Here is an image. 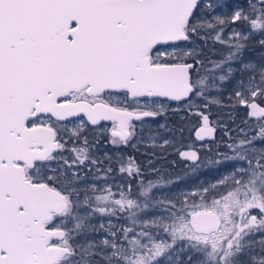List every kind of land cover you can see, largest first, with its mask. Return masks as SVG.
<instances>
[{"label": "snow or ice", "instance_id": "snow-or-ice-1", "mask_svg": "<svg viewBox=\"0 0 264 264\" xmlns=\"http://www.w3.org/2000/svg\"><path fill=\"white\" fill-rule=\"evenodd\" d=\"M204 7L202 0H0V264H175L184 252L199 254L196 264H264V59H242L251 36L258 34L264 48V0H245L214 21L202 19ZM236 22L243 31L234 30L228 41L215 37L230 50L215 64L223 74L214 79L241 72L236 103L256 123L251 135L226 145L231 155L218 152L207 161L231 163V171L162 199L155 191L160 182L140 180L138 193L131 185L113 192L88 182L87 166L102 161L82 136L83 120L71 129L83 147L64 157L63 122L71 117L83 114L92 125L112 121L111 143L127 145L133 120L165 110L158 98L207 101L215 83L199 75L203 61L181 43L201 29L223 32ZM196 115L203 122L196 137L213 136L209 116ZM179 155L200 161L196 150ZM120 163L121 174L142 176L134 158ZM112 171L103 169L106 185ZM121 213L131 226L118 229L109 221L108 228L99 226L108 235L88 238L97 231L93 215Z\"/></svg>", "mask_w": 264, "mask_h": 264}, {"label": "trees", "instance_id": "trees-1", "mask_svg": "<svg viewBox=\"0 0 264 264\" xmlns=\"http://www.w3.org/2000/svg\"><path fill=\"white\" fill-rule=\"evenodd\" d=\"M205 5L202 19L204 21H214L215 16L231 15L235 6L239 4L245 6V0H202ZM211 3L213 7L208 9L207 4ZM239 22L224 27L223 32L219 29L213 30L209 28L201 29L198 35H194L191 41L182 42L181 47L185 51H195L196 60L203 61V65H197L200 76H207L209 84L215 83V86L209 87L205 92L208 97L206 101L202 97H196L191 100L172 101L166 98H158L157 103H162L165 110L154 117H141L140 120H133L135 129L127 145H113L111 136L108 130L109 122H101L98 125L88 123L84 118L82 136L87 137L89 142L90 152L93 158L102 161L99 165H88L87 172L88 182L96 183L99 187L111 186L113 192L117 191V186L127 189L131 185V191L138 193L140 180L145 183L148 181L161 182L163 186L156 191L158 198L171 197L180 192L190 191L197 188L199 185L209 186L214 183L220 176L227 174L232 170V164L226 163L222 165L208 164L209 159L217 158V153L227 152L232 153L226 145L234 140L242 138L245 133L251 135L250 127H254L255 118L247 116V109L243 105H238L235 99V91L242 78L241 72L237 71L233 76L224 82H219L214 79L223 74L219 70H215V64L225 60L229 54V44L221 43L216 40L217 34L222 36L225 41L231 37L232 30L243 31V28H237ZM257 35L249 38V49L245 50L242 59L244 62L254 61L260 62L264 59V48L258 44ZM188 63H196L189 58ZM234 68H242L239 61L232 62ZM227 67V65H226ZM245 84L247 83L246 76L243 77ZM211 101H217L212 103ZM208 103V108L203 105ZM203 111L209 116V124L215 128V133L212 137L198 141L195 136V130L202 126L201 118L196 113ZM77 119L67 120L63 123L67 125L68 133L64 134V139L68 141L66 150L63 155L66 158L72 159L75 153L71 151L74 147H83V140L71 138V129L76 128L80 123H76ZM247 121V123H245ZM241 129L244 132H241ZM182 130V131H181ZM157 135L159 138L155 143L148 141L151 136ZM169 141L165 145L164 141ZM191 146V147H189ZM192 148L198 151L200 161H190L179 155V152ZM111 157V159H107ZM121 158L126 162L130 158H134L135 163L142 170V176L132 179L127 174H121L119 167L121 166ZM199 163V167L196 165ZM52 167H57L56 162L52 163ZM111 167L112 173L109 174L108 184H105L103 178V169ZM100 168L101 172L97 174L96 169ZM81 172L87 169L81 168ZM99 176V178H97ZM171 181L172 183H166ZM159 210V209H153ZM127 213H121L117 217L106 215H93L91 223L97 229L96 232L91 230L88 232V238L99 240L104 238L108 233L100 229V225L104 224L108 228L109 221L116 225L117 228L131 226L130 221L126 220ZM139 231V228H137ZM83 242L82 237H77ZM260 239L259 234L256 240ZM259 248L254 247V252H259ZM192 256V264H196L200 258L195 252L180 253L175 264H188L187 257Z\"/></svg>", "mask_w": 264, "mask_h": 264}, {"label": "rangeland", "instance_id": "rangeland-1", "mask_svg": "<svg viewBox=\"0 0 264 264\" xmlns=\"http://www.w3.org/2000/svg\"><path fill=\"white\" fill-rule=\"evenodd\" d=\"M235 30V29H234ZM234 30H232L231 31V36H232V33H233V31ZM77 120H76V123H80L81 122V118H76ZM108 130H109V133H110V136H111V132H112V128H113V122H109V124H108ZM129 131H131L132 132V129H129ZM158 136L157 135H154V136H151V137H149L148 138V141L149 142H151V143H155L157 140H158ZM111 140H112V136H111ZM189 150H194V149H192V148H189ZM161 183V182H160ZM211 184V183H210ZM161 185L163 186V183H161ZM161 186V187H162ZM160 187V188H161ZM160 188H158V189H156V190H159ZM193 190V189H192ZM191 191V190H190ZM152 211V213H154L155 215H159L160 214V210H151ZM145 218H150V217H145Z\"/></svg>", "mask_w": 264, "mask_h": 264}, {"label": "water", "instance_id": "water-1", "mask_svg": "<svg viewBox=\"0 0 264 264\" xmlns=\"http://www.w3.org/2000/svg\"><path fill=\"white\" fill-rule=\"evenodd\" d=\"M167 99V98H166ZM248 111V110H247ZM76 118H84L88 123H90L91 124V122L90 121H88L87 120V117L86 116H84L83 114H81V116H79V117H71V118H69V120H72V119H76ZM101 122H112V121H101ZM100 122V123H101ZM203 123V122H202ZM209 126H211L210 124H209ZM211 127H213V126H211ZM199 128V127H198ZM198 128L195 130V132L198 130ZM215 133V132H214ZM214 135V134H213ZM194 136H195V138L198 140V141H203V140H199L197 137H196V135H195V133H194ZM210 137H212V136H210ZM210 137H205V139L204 140H206V139H208V138H210ZM184 151H188V150H184Z\"/></svg>", "mask_w": 264, "mask_h": 264}]
</instances>
